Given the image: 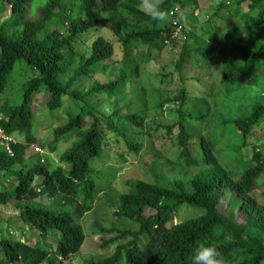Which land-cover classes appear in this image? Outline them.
Returning <instances> with one entry per match:
<instances>
[{
	"label": "trees",
	"instance_id": "16d2710c",
	"mask_svg": "<svg viewBox=\"0 0 264 264\" xmlns=\"http://www.w3.org/2000/svg\"><path fill=\"white\" fill-rule=\"evenodd\" d=\"M38 1L0 0V128L9 136L23 135V143L11 145L13 155L0 140V207H14L23 221L36 229L26 243L13 239L11 233L1 237L0 252L4 256L0 264H65L78 255L86 242V232L73 202L80 204L84 212H91L102 180L115 177L114 166H103L105 150L115 145L116 158L125 159L124 152L139 155L145 148L150 152L157 141L171 143L185 165L198 167L203 163L206 168L189 182L133 180L129 190L119 197L116 215L139 224V230L100 225L101 233L113 236L107 244L129 241L117 245L114 254L103 262L90 264H192L199 243L214 244L224 264H264V201L254 195L264 187V144L254 146L244 170L229 169L221 161L218 130L210 135V126L205 124L206 133L197 142L202 160L197 161L193 157L196 133L187 120L205 122L207 114H196L186 106L193 97L185 86L158 105L163 114L166 104H178L174 110L178 118L170 125H147L145 109L138 108L128 115L122 110L102 113L95 102L98 96L112 99L121 95L139 76L142 63L159 57L166 47L178 49L180 44L175 68L182 80L187 59L198 55L219 66L222 85L228 92L235 86H257L263 78L260 71L264 70V0H232L238 9L248 3L249 11L243 16L247 31L242 41L231 44L229 31L212 52L193 42L205 23L199 27L185 21V12L194 15L199 9L192 5L188 10L185 0H160L159 10L150 12L142 8V0H47L39 9L35 7ZM232 3L222 0L207 21L224 17L232 10L227 7ZM176 6L180 7L177 20L185 40H172L168 45L166 36L175 30L170 12ZM109 26L125 53L143 56L135 62L136 76H129L116 63L115 68L105 66L103 70L104 76L109 70L116 72L114 80H97L85 93L74 89L79 80L95 75L94 67L117 53L112 40L99 36L90 44V55L82 57L79 67L64 83L72 68L69 56L76 53L80 42H86L85 35ZM18 63L34 71L23 85L19 105L3 100L6 83ZM39 91L47 96L52 113L61 111L66 99L79 105V111L68 113L69 121L56 127L47 141L34 133V102ZM248 111L222 122L240 133L244 146L264 124V103L258 102ZM72 139V145L60 155L59 164L50 157L41 159L36 151L39 147L45 153H54L63 140ZM44 196L51 202L37 201ZM185 208L193 209L192 214L175 222ZM145 233H149V240L139 247Z\"/></svg>",
	"mask_w": 264,
	"mask_h": 264
},
{
	"label": "rangeland",
	"instance_id": "374dc122",
	"mask_svg": "<svg viewBox=\"0 0 264 264\" xmlns=\"http://www.w3.org/2000/svg\"><path fill=\"white\" fill-rule=\"evenodd\" d=\"M47 0H39L35 5L40 8ZM144 2V0H142ZM229 0H226V2ZM188 6L196 5L200 12L199 18L195 19L193 14L185 12L184 19L192 25L204 28L202 32L193 38L196 45L204 46L209 52L220 43L221 39L226 36L230 31L229 44L232 41H242L245 33V20L244 14L249 11L248 3H244L238 9L232 4L227 7H232V10L225 13L224 17L216 18L215 21L208 22L207 16L212 15L222 0H185ZM145 11L151 10L144 3L142 6ZM197 11V10H196ZM223 12V11H222ZM210 14V15H209ZM207 18V19H206ZM239 28L236 29V27ZM204 30H208L207 34ZM86 36V42H80L76 53L70 55L69 58L72 62V68L63 79L66 83L69 78L74 74V71L79 67L82 57H88L91 53V45L94 40L99 36H104L112 40L117 51L113 59L106 61L94 67L95 75L82 78L74 86L75 90L82 93L87 92L97 80L112 81L116 78V72L104 76L103 70L105 66L111 68H124L129 76H136L137 73V60H142L143 56L137 54H128L123 51L122 45L117 41L112 29L109 27L104 29H96ZM214 37V39H213ZM90 42H89V41ZM185 40V39H183ZM227 44H224L225 47ZM181 47V44L179 45ZM180 47L173 49L172 45L164 49L159 57L151 60L148 63H140V74L135 79V82L125 89L121 95L113 97L112 99L103 98L98 96L95 100L99 112L106 113L110 111L122 110L123 115L136 112L139 109H145L146 124L153 125L164 124L170 125L176 122L178 116L174 110L178 107L176 102L168 103L164 107V113L160 114L158 105L162 100H165L175 94L180 87L185 86L193 98L190 97L188 104L191 110L196 114H207L206 121L202 120H187L188 127L191 126L196 133V144H193L194 154L193 157L200 161L202 154L199 150L198 143L201 136L205 135V124L210 126L209 134L213 135L215 129L218 130L219 143L221 149V161L224 166L229 169H238L240 172L246 168L250 163L253 155L254 146L264 144V124L257 129V134L249 139L247 145H243V138L240 133L232 127L231 124L223 126L224 120L237 118L245 111H251L253 105L256 103H264V70L260 71L263 76L260 83L256 86L240 85L235 86L230 92L222 85V76L219 66L207 60L202 56L192 55L187 59L182 74H179L175 68V63L180 53ZM222 47V48H223ZM221 48V49H222ZM220 49V48H219ZM141 51V49H140ZM139 52V51H138ZM139 55V56H138ZM155 56V53L153 54ZM136 62V63H135ZM17 64L15 71L11 74L7 81V89L3 95V100L7 99L13 104H21L24 94L23 85L33 76V69L29 67H21ZM171 76V77H170ZM100 80V81H101ZM138 106V107H137ZM79 105L71 99H66L64 107L61 111L52 113L47 107V96L43 91H39L35 95L34 112H35V127L34 133L38 139L49 140L52 138L53 130L66 124L69 121L68 113L76 114L79 111ZM248 111V112H249ZM263 135V136H262ZM23 135L16 133L13 137L17 143H23ZM215 137V136H213ZM218 139V138H217ZM216 139V140H217ZM72 139L69 142L62 141L59 145V150L54 153L40 152L39 157L44 159L50 157L56 164L60 163V155L68 147L72 145ZM243 146L240 151L236 147ZM110 150H105L104 160L106 161L103 166H114L115 177L102 180L99 190L98 201L95 204L94 210L91 212H84L80 204L76 201L73 202L75 210L81 216V220L86 232V242L82 251L72 257L70 261L65 264H90L103 262L105 259L112 256L115 252L117 245L124 244L129 239H123L117 244H107L113 236L104 235L100 232V225L108 229L118 230H132L138 231L139 224L117 217L119 197L122 193L127 192L130 188V183L135 179H146L151 182L171 183L175 180H183L189 182L193 177L204 170L206 167L201 163L198 167H189L181 162L178 157L176 149L170 144H165L162 141L155 143V148L148 151L145 148L139 155H128L125 153V159H117L115 154L116 146L110 147ZM102 165V164H101ZM100 165V166H101ZM100 166H96L100 167ZM263 188H258L254 195L260 200L264 201L262 193ZM70 201L69 198L64 199ZM37 201L44 204L50 203V199L46 196L40 197ZM193 209L185 208L175 218V222L183 221L187 216L192 214ZM36 229L23 221L19 212L12 206L5 208L0 207V238L12 234V238L21 242L31 241ZM149 240V233L143 234L138 242L139 247L145 246ZM0 252V259L3 258Z\"/></svg>",
	"mask_w": 264,
	"mask_h": 264
},
{
	"label": "clouds",
	"instance_id": "9594fccd",
	"mask_svg": "<svg viewBox=\"0 0 264 264\" xmlns=\"http://www.w3.org/2000/svg\"><path fill=\"white\" fill-rule=\"evenodd\" d=\"M150 10L158 11L160 0H144ZM192 264H224L222 253L211 243H199L193 251Z\"/></svg>",
	"mask_w": 264,
	"mask_h": 264
},
{
	"label": "built area",
	"instance_id": "2783aa9c",
	"mask_svg": "<svg viewBox=\"0 0 264 264\" xmlns=\"http://www.w3.org/2000/svg\"><path fill=\"white\" fill-rule=\"evenodd\" d=\"M180 11V7L176 6L174 9L171 10L170 15L172 17V23L175 27V30L173 31V33L171 34V36H166V44H171L172 40H180V39H185V36L182 34V27L180 26L178 20H177V15ZM0 140H2V143L5 147V149L7 150V152L11 155L14 154L11 145L13 143H15L16 141H14L12 136L6 135L5 132L0 128ZM36 151L38 153L40 152H44L41 148L36 147Z\"/></svg>",
	"mask_w": 264,
	"mask_h": 264
},
{
	"label": "crops",
	"instance_id": "0c3cea01",
	"mask_svg": "<svg viewBox=\"0 0 264 264\" xmlns=\"http://www.w3.org/2000/svg\"><path fill=\"white\" fill-rule=\"evenodd\" d=\"M143 6H144V2H143ZM143 8V7H142ZM148 12V11H147ZM200 15V12L197 10L195 13H194V18L197 19V17ZM196 25V23L194 24Z\"/></svg>",
	"mask_w": 264,
	"mask_h": 264
}]
</instances>
